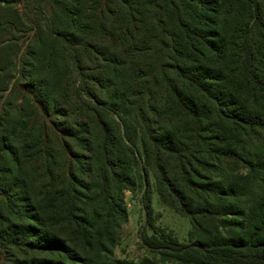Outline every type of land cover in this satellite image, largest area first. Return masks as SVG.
<instances>
[{"label":"trees","instance_id":"16d2710c","mask_svg":"<svg viewBox=\"0 0 264 264\" xmlns=\"http://www.w3.org/2000/svg\"><path fill=\"white\" fill-rule=\"evenodd\" d=\"M19 2L0 26L39 48L0 43V243L36 264H264V114L243 99L264 100V0ZM150 174L188 245L156 227ZM125 192L152 230L139 262L112 256Z\"/></svg>","mask_w":264,"mask_h":264},{"label":"rangeland","instance_id":"374dc122","mask_svg":"<svg viewBox=\"0 0 264 264\" xmlns=\"http://www.w3.org/2000/svg\"><path fill=\"white\" fill-rule=\"evenodd\" d=\"M7 1V2H2ZM16 5H8L9 2H17ZM65 1V0H61ZM194 0H191L193 7ZM23 5L20 4L19 0H0V22L7 21L11 22L14 15L19 18H24L23 16ZM231 27L232 21H231ZM31 36L29 29L26 26L20 25L17 23L16 17L13 25L0 26V43L6 42L8 40H16L18 43L17 49L19 57L27 59V54L32 53L35 48H31L28 45V38ZM205 59L207 61L204 64L205 70L207 72L216 74V73H228L230 70L231 62H223L217 64L215 56H208ZM39 59L38 61H40ZM37 61V62H38ZM234 89H241L243 85L232 84ZM242 90V89H241ZM93 93L94 90H93ZM247 104L254 107L256 110L260 111L261 114H264V100L256 98L253 96H245L243 98ZM224 128L229 131L227 125H223ZM230 132V131H229ZM227 168L231 172H246L247 171V162L246 160L236 161L232 160L228 163ZM152 194V207L155 214V225L161 229L167 231H172L180 243L189 244V233L192 229V224L190 219L182 216L177 213L173 208L164 204L158 193L156 192V183L152 174L149 175ZM142 193H131L125 192L124 200L121 204L122 209L125 211V219L121 220L119 228H117L115 233V245L112 249V256L115 259H122L128 261L139 262L142 258L148 255L147 248L144 247L142 241V235L146 232L148 235H152V230H150L146 224V214L143 206ZM26 201V200H25ZM32 203H29V205ZM23 204L18 202L16 204L17 211ZM1 209L4 207L1 205ZM4 211V210H3ZM6 219L9 226H16L17 228L22 225V223H27L26 221L21 220V218L15 217L13 214H6ZM0 232L4 234V230L0 228ZM37 234V233H36ZM2 238L0 239L1 242ZM3 245H5L3 247ZM25 247L15 245L12 242L10 243H0V264H17L21 262L22 264H36L37 260L40 258V255L37 253H25ZM19 261V262H18ZM68 264H70L68 262Z\"/></svg>","mask_w":264,"mask_h":264}]
</instances>
